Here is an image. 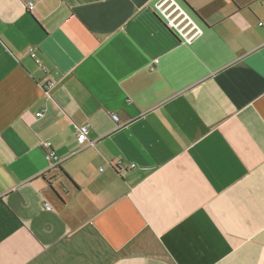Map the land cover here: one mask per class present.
Segmentation results:
<instances>
[{"label":"crops","instance_id":"1","mask_svg":"<svg viewBox=\"0 0 264 264\" xmlns=\"http://www.w3.org/2000/svg\"><path fill=\"white\" fill-rule=\"evenodd\" d=\"M159 1L0 0V264H264V0Z\"/></svg>","mask_w":264,"mask_h":264},{"label":"built area","instance_id":"2","mask_svg":"<svg viewBox=\"0 0 264 264\" xmlns=\"http://www.w3.org/2000/svg\"><path fill=\"white\" fill-rule=\"evenodd\" d=\"M35 4L33 2L27 3V9L31 12L34 10ZM154 11L165 22L167 27L177 34L184 44H191L196 38L203 34L200 25L192 18L186 9L177 0H160L154 7ZM29 56L39 65L40 61L37 58L36 48L29 49ZM158 60H155V64ZM55 79L46 77L43 80L42 87L47 92L55 86ZM39 114L38 116H41ZM113 120L118 121L116 115H112ZM77 143L80 147L85 148L91 143L88 141L89 125H83L77 128ZM45 149V158L48 163V169L53 170L60 166L62 160L57 154L50 149L49 144L43 143ZM134 167V166H132Z\"/></svg>","mask_w":264,"mask_h":264},{"label":"water","instance_id":"3","mask_svg":"<svg viewBox=\"0 0 264 264\" xmlns=\"http://www.w3.org/2000/svg\"><path fill=\"white\" fill-rule=\"evenodd\" d=\"M52 194H53L56 198L59 197L58 193H57L55 190L52 191Z\"/></svg>","mask_w":264,"mask_h":264},{"label":"flooded vegetation","instance_id":"4","mask_svg":"<svg viewBox=\"0 0 264 264\" xmlns=\"http://www.w3.org/2000/svg\"><path fill=\"white\" fill-rule=\"evenodd\" d=\"M49 187V189H50V191L52 192L53 190H55L54 189V187L53 186H48ZM56 191V190H55ZM57 192V191H56ZM58 193V192H57ZM59 195V194H58Z\"/></svg>","mask_w":264,"mask_h":264},{"label":"trees","instance_id":"5","mask_svg":"<svg viewBox=\"0 0 264 264\" xmlns=\"http://www.w3.org/2000/svg\"><path fill=\"white\" fill-rule=\"evenodd\" d=\"M67 179H69V178H67ZM70 181V180H69Z\"/></svg>","mask_w":264,"mask_h":264}]
</instances>
